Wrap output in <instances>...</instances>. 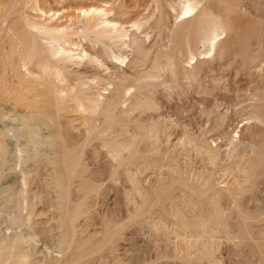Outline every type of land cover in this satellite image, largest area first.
<instances>
[{
	"label": "rangeland",
	"instance_id": "rangeland-1",
	"mask_svg": "<svg viewBox=\"0 0 264 264\" xmlns=\"http://www.w3.org/2000/svg\"><path fill=\"white\" fill-rule=\"evenodd\" d=\"M0 264H264V0H0Z\"/></svg>",
	"mask_w": 264,
	"mask_h": 264
}]
</instances>
